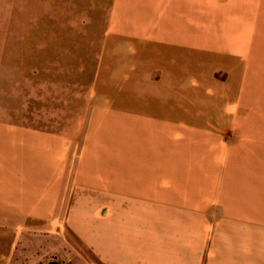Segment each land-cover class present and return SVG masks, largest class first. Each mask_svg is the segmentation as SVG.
Returning a JSON list of instances; mask_svg holds the SVG:
<instances>
[{
  "label": "crops",
  "instance_id": "0c3cea01",
  "mask_svg": "<svg viewBox=\"0 0 264 264\" xmlns=\"http://www.w3.org/2000/svg\"><path fill=\"white\" fill-rule=\"evenodd\" d=\"M263 29L264 0H111L105 44L123 48L105 66L111 92L126 94L130 109L171 105L192 119L163 123L161 137L188 143L182 164L200 168L201 185L184 186L193 171L168 158L135 167L140 159L121 152L132 143L117 145L108 119L114 105L94 109L76 153L64 135L4 130L0 264L29 261L18 249L24 233L61 257L74 241L79 264H264V132L243 127L253 117L238 81L264 56ZM152 45L157 54L143 53ZM200 99L220 111L217 130L197 124L191 106Z\"/></svg>",
  "mask_w": 264,
  "mask_h": 264
},
{
  "label": "rangeland",
  "instance_id": "374dc122",
  "mask_svg": "<svg viewBox=\"0 0 264 264\" xmlns=\"http://www.w3.org/2000/svg\"><path fill=\"white\" fill-rule=\"evenodd\" d=\"M110 2L0 0V133L23 128L64 135L70 139L71 148L76 153L94 109L114 105L115 114L108 119L116 128L117 145H126V141L132 143L133 149L121 152L140 159H136L135 167H160L163 158H168L177 167H189L193 171L191 180L180 181L184 186L201 185L200 168L194 164H182L183 160H190L189 154L193 152L188 143L161 137L164 135L163 123L167 122L165 128H171L169 122L192 119L174 115L170 112L171 105L166 108L151 105L150 109L131 105L130 109L126 94L111 92L110 72L105 66L110 65L117 48H123L105 44L106 38L110 37L107 33ZM159 48L157 45L147 46L148 51L143 53L157 54ZM180 53L183 56L190 53L206 55L184 47ZM231 65H238V62L229 59L227 66ZM102 66L107 69L105 75ZM239 70L243 72V63L239 64ZM240 77L238 81L246 88L244 95L248 96L249 104L243 108H246L247 116L253 117L244 122L243 127L251 135L264 132V121L255 118H264V56L250 70V75ZM203 104L200 99L191 106L197 124L217 130L220 111L214 105ZM238 186L243 200L244 193ZM47 242L44 237L24 233L18 246L29 258L24 264H47L51 259H59L60 264H79V257L73 251L82 252V249L74 241L64 258L47 253ZM37 243L42 245V250L33 249ZM81 264L94 263L87 257V263L83 261Z\"/></svg>",
  "mask_w": 264,
  "mask_h": 264
},
{
  "label": "water",
  "instance_id": "95a60500",
  "mask_svg": "<svg viewBox=\"0 0 264 264\" xmlns=\"http://www.w3.org/2000/svg\"><path fill=\"white\" fill-rule=\"evenodd\" d=\"M47 264H60V263H58V262H56V261H50V262H48Z\"/></svg>",
  "mask_w": 264,
  "mask_h": 264
}]
</instances>
